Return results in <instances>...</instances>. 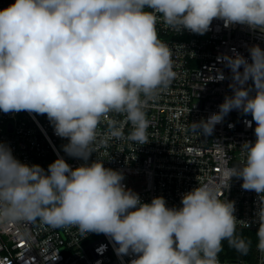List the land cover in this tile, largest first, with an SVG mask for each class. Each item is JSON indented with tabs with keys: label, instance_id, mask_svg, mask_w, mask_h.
Returning <instances> with one entry per match:
<instances>
[{
	"label": "clouds",
	"instance_id": "obj_1",
	"mask_svg": "<svg viewBox=\"0 0 264 264\" xmlns=\"http://www.w3.org/2000/svg\"><path fill=\"white\" fill-rule=\"evenodd\" d=\"M213 20L264 34V0H15L0 10V112L46 115L68 141L64 153L84 161L73 168L58 156L45 170L21 162L0 142V223L39 221L104 234L118 257H135L130 264H220L225 241L241 255L251 247L237 233L235 202L220 195L235 177L258 195L257 249L264 253L259 45L248 49V59L224 55L232 95L218 112L191 123L207 137L233 110L251 116L244 121L248 128L255 122V142L241 145L240 163L222 168V184H199L182 195L180 207H169L162 196L143 202L123 183L122 171L99 159L88 163L105 118L113 117L106 121V139L148 143V105L176 77L172 49L159 38L157 23L203 35ZM115 116L130 124L127 135Z\"/></svg>",
	"mask_w": 264,
	"mask_h": 264
},
{
	"label": "built area",
	"instance_id": "obj_2",
	"mask_svg": "<svg viewBox=\"0 0 264 264\" xmlns=\"http://www.w3.org/2000/svg\"><path fill=\"white\" fill-rule=\"evenodd\" d=\"M13 3L15 0H0V10ZM157 30L172 49L176 77L148 105V143L106 139V121L113 118L108 117L98 129L97 152L88 163L99 159L105 167L122 171L123 183L143 202L162 196L169 207H180L182 195L199 184H222V168L240 163L244 155L241 145L255 142V122L248 128L244 121L251 116L236 110L207 137L192 131L191 123L218 112L225 96L232 95L224 55L238 52L248 59L251 46L264 49V34L241 25L225 28L220 20H213L203 35L177 32L163 22L157 23ZM221 73L223 79L219 78ZM114 118L127 135L130 124L122 116ZM0 142L9 145L21 162L38 164L45 170L58 156L73 168L84 163L64 153L62 146L68 141L55 134L46 115L0 112ZM241 184L242 180L234 177L230 188L222 189L221 198L235 202L237 229L257 231L258 195L243 190ZM133 258L118 257L113 242L104 234L82 235L76 227L52 228L39 221L0 223V264H130ZM219 260L220 264H264V253L256 245L253 260L224 258L223 251Z\"/></svg>",
	"mask_w": 264,
	"mask_h": 264
},
{
	"label": "trees",
	"instance_id": "obj_3",
	"mask_svg": "<svg viewBox=\"0 0 264 264\" xmlns=\"http://www.w3.org/2000/svg\"><path fill=\"white\" fill-rule=\"evenodd\" d=\"M237 233L251 241V247L247 255H241L234 249L230 248L225 241L223 244V257L229 259L253 260L255 247L258 242L257 231L251 229H237Z\"/></svg>",
	"mask_w": 264,
	"mask_h": 264
}]
</instances>
